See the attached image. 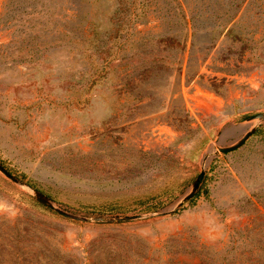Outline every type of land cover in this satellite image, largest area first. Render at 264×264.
Masks as SVG:
<instances>
[{
  "label": "rangeland",
  "instance_id": "1",
  "mask_svg": "<svg viewBox=\"0 0 264 264\" xmlns=\"http://www.w3.org/2000/svg\"><path fill=\"white\" fill-rule=\"evenodd\" d=\"M262 111L264 0H0V159L66 210L137 215L70 219L0 173V264H264L261 135L153 215Z\"/></svg>",
  "mask_w": 264,
  "mask_h": 264
},
{
  "label": "water",
  "instance_id": "2",
  "mask_svg": "<svg viewBox=\"0 0 264 264\" xmlns=\"http://www.w3.org/2000/svg\"><path fill=\"white\" fill-rule=\"evenodd\" d=\"M246 120L253 121L254 123L248 127L244 132L237 137L232 143L229 145H223L219 146L217 145L215 149L212 147H208L205 152L202 154L201 157V164H200V170L192 180L190 187L187 189L185 193H183L176 201H174L171 205L168 207L161 209L160 211H156L153 213V215H162L171 212L175 208L179 207L182 203L190 199L194 193L197 191L199 184L201 182V179L203 177L204 168L205 165L208 163V161L217 153H227L232 150L237 149L240 147L255 131L257 126H259L262 122H264V111L257 112L250 117H248ZM230 128L226 127L224 130H228ZM0 173L8 178L10 181L23 185L28 188L30 196L37 201L39 204L43 205L44 207L64 216L70 219L74 220H80V221H95V222H120V221H127L132 218L137 217V215H116V214H96V215H84V214H78L73 211L66 210L58 205L54 201H52L49 197H47L45 194H43L41 191L31 188L28 185L18 181L14 176L9 174L0 164Z\"/></svg>",
  "mask_w": 264,
  "mask_h": 264
},
{
  "label": "trees",
  "instance_id": "3",
  "mask_svg": "<svg viewBox=\"0 0 264 264\" xmlns=\"http://www.w3.org/2000/svg\"><path fill=\"white\" fill-rule=\"evenodd\" d=\"M241 1H243V0H241ZM254 134L255 135H261V137H264V126L257 127L256 130L254 131L253 135ZM0 164L9 174L14 176L18 181L28 185L31 188H36L34 183L32 182V180L29 179L24 173L12 169L8 165H6L4 160L0 159ZM201 189H202V185H200L199 189H197V191L194 193V195L190 199H188V201H190V202L194 201V199L202 192ZM45 195L50 197L48 194H45ZM35 204L36 203L33 202L32 206L35 207L36 206ZM97 213H115V212H114V209L112 207H104L103 209H101Z\"/></svg>",
  "mask_w": 264,
  "mask_h": 264
}]
</instances>
